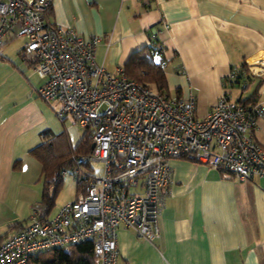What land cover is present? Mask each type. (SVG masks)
<instances>
[{
  "label": "crops",
  "instance_id": "0c3cea01",
  "mask_svg": "<svg viewBox=\"0 0 264 264\" xmlns=\"http://www.w3.org/2000/svg\"><path fill=\"white\" fill-rule=\"evenodd\" d=\"M50 10L47 23L102 39L95 61L109 73L159 42L163 52L156 58L165 63L167 93L186 97L191 91L200 119L222 96L234 100L232 89L238 87L228 78L244 65L255 77L248 86L253 90L234 101L248 98L260 85L257 103L264 109V75L259 73L264 0H52ZM20 52L24 65L19 71L37 76ZM38 81L27 107L0 109V244L28 225L35 211H44L39 205L43 167L30 152L63 131L76 148L88 130L71 116L58 119L59 105L39 98L36 91L43 81ZM251 133L264 148V115ZM169 167L159 237L150 242L120 228L118 264H264V178L240 182L233 174L187 159H172ZM84 170L75 178L74 195L62 199L60 209L77 197V180L89 175Z\"/></svg>",
  "mask_w": 264,
  "mask_h": 264
},
{
  "label": "built area",
  "instance_id": "2783aa9c",
  "mask_svg": "<svg viewBox=\"0 0 264 264\" xmlns=\"http://www.w3.org/2000/svg\"><path fill=\"white\" fill-rule=\"evenodd\" d=\"M51 3L0 0V51L8 41L26 40L23 59L43 81L37 95L59 105L58 119L71 116L91 132L92 154L78 164L98 163L104 169L101 176L87 178L85 192L53 219L35 211L28 225L0 244V264H28L41 253L87 241L93 242L100 264H117L120 228L150 242L159 237L172 159L191 156L240 182L264 178V148L251 133L264 115L259 104L243 106L224 95L200 119L191 91L173 97L129 79L123 67L109 73L99 66L95 57L102 39L50 26L46 16ZM157 39V34L151 36L152 42ZM154 47L156 56L163 52L159 42ZM156 62L165 64L159 58ZM260 67L263 76L264 65ZM228 79L230 84L238 81L242 90L247 87L242 70H232ZM79 169L65 170L62 176L76 175Z\"/></svg>",
  "mask_w": 264,
  "mask_h": 264
},
{
  "label": "trees",
  "instance_id": "16d2710c",
  "mask_svg": "<svg viewBox=\"0 0 264 264\" xmlns=\"http://www.w3.org/2000/svg\"><path fill=\"white\" fill-rule=\"evenodd\" d=\"M50 12L51 10L49 9L47 14L49 15ZM49 25L54 26L52 24ZM156 52L155 47L151 46L131 55L124 65L125 74L129 79L137 82L143 87L161 93L169 92L165 70L160 64H158V62H156ZM20 55L23 58L22 51L20 52ZM241 70L245 76V80H243L246 81L247 84V87L242 91H247L249 89L248 86L254 81L255 77L251 75L245 65ZM231 84L234 85V82H231ZM237 84L238 81L235 82V85ZM259 86L260 85L256 87L254 92L248 98L239 99L237 102L243 106H255L258 104L257 92ZM176 92L178 94V91ZM92 145L91 132L89 130L85 131L76 148L72 147L66 132L63 131L30 152L40 161L43 167L42 182L44 190L39 205L43 207L45 217L51 213L61 194L64 186L63 172L76 167L79 169L82 166L90 168L88 167V164H78V160L81 157L92 154ZM185 159L195 162V159L191 156H187ZM222 172L228 173L225 171ZM89 177L91 176L86 175L83 179L81 178L77 180L78 194L85 192V181ZM28 264H100V262L95 255L93 242L87 241L69 246L65 249H57L41 253L32 257Z\"/></svg>",
  "mask_w": 264,
  "mask_h": 264
},
{
  "label": "rangeland",
  "instance_id": "374dc122",
  "mask_svg": "<svg viewBox=\"0 0 264 264\" xmlns=\"http://www.w3.org/2000/svg\"><path fill=\"white\" fill-rule=\"evenodd\" d=\"M25 43V39H13L5 44L0 51V109L3 112H11L18 108L27 107L32 94L36 95L32 88L38 85V77L31 75L30 72L23 74L19 71L20 65H24V62L20 59L18 53ZM252 88L250 87L245 92L241 88H233L234 90L232 89L231 93L233 99L236 100L240 93H243L244 97L248 96L253 90ZM36 98L39 99L40 97L36 96ZM92 167L95 170L94 172L87 166L80 167L79 171L84 168L87 170H84L85 173L89 176H100L102 174V169H104L102 164L95 163ZM77 176L78 174H68L65 177L64 188L47 218L53 219L59 213L62 199L68 200L74 195L75 178Z\"/></svg>",
  "mask_w": 264,
  "mask_h": 264
},
{
  "label": "water",
  "instance_id": "95a60500",
  "mask_svg": "<svg viewBox=\"0 0 264 264\" xmlns=\"http://www.w3.org/2000/svg\"><path fill=\"white\" fill-rule=\"evenodd\" d=\"M94 148V146L92 145V149Z\"/></svg>",
  "mask_w": 264,
  "mask_h": 264
}]
</instances>
